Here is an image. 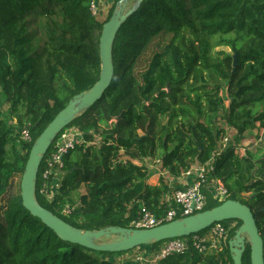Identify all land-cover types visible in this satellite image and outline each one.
Segmentation results:
<instances>
[{"label": "trees", "instance_id": "obj_1", "mask_svg": "<svg viewBox=\"0 0 264 264\" xmlns=\"http://www.w3.org/2000/svg\"><path fill=\"white\" fill-rule=\"evenodd\" d=\"M92 1L0 0V99L17 126L0 108V202L11 179L22 176L34 140L99 78V37L114 5L104 19L92 15ZM31 15L46 20L38 49ZM217 46L231 53L213 55ZM112 56L114 75L102 98L62 130L80 133L82 143L64 157L60 181L50 179L49 185L59 184L51 198L40 191L41 161L37 202L83 231L129 227L140 206L159 215L164 199L182 188L165 179L148 184L145 159L159 157L161 168L176 179L213 158V175L227 189L226 199L250 208L263 237L264 137L243 155L236 144L219 148L223 125L236 131L237 141L256 128L260 135L264 126V0H142L120 26ZM22 127L29 129L30 142L18 140ZM204 193V210L221 203ZM66 204L73 207L68 215L61 213ZM221 223L235 224L228 239L241 225ZM116 254L61 240L23 207L20 189L1 206L0 264H126L111 258ZM158 264L233 261L226 244L218 254L190 247ZM242 264H250L248 242Z\"/></svg>", "mask_w": 264, "mask_h": 264}, {"label": "water", "instance_id": "obj_2", "mask_svg": "<svg viewBox=\"0 0 264 264\" xmlns=\"http://www.w3.org/2000/svg\"><path fill=\"white\" fill-rule=\"evenodd\" d=\"M117 0L109 19L102 25L99 37L100 72L97 82L86 92L73 96L34 140L20 180L23 207L50 228L61 240L78 244L97 252L121 253L152 243L173 238L187 237L206 230L212 224L227 220H239L241 225L228 240L233 264H242L245 243H249L250 264H264V239L259 233L250 208L239 201L226 199L219 205L201 212L174 219L144 229L131 227H106L100 230H81L42 207L36 200L35 188L41 161L56 136L81 112L99 101L109 87L113 75V43L126 18L137 10L142 0ZM236 59L234 58V63ZM101 239L109 241L98 242Z\"/></svg>", "mask_w": 264, "mask_h": 264}, {"label": "built area", "instance_id": "obj_3", "mask_svg": "<svg viewBox=\"0 0 264 264\" xmlns=\"http://www.w3.org/2000/svg\"><path fill=\"white\" fill-rule=\"evenodd\" d=\"M90 11L92 15L98 16L101 14V9L98 2L93 0L90 3ZM260 128V135L263 133ZM22 142H30L31 136L29 129L24 127L19 133ZM263 137L250 145L253 148ZM82 143V135L72 131H61L53 140L49 151L46 152L42 161L44 168L42 170V187L41 193L47 192L46 196L51 198L54 191L59 187L58 183L53 186L49 185L50 179L56 178L60 181L61 175L64 173L63 161L64 157L75 148L76 145ZM228 144V137H224L221 141V150ZM126 161V157L122 158ZM213 158H210L204 164L192 165L182 175L190 177L191 181L184 187L174 190L164 199V211L156 215L150 212L144 206H140V210L135 219L130 222L131 228L144 229L151 228L174 219L193 215L205 209L207 204V195L204 192H209L211 198L215 201L223 202L226 200L228 192L220 179L213 175L214 165ZM153 163L157 165V173L161 178H165L168 172L161 168V160L154 158ZM154 165V166H155ZM152 167V165H151ZM73 209L70 205H65L61 213L64 215L70 214ZM233 224V223H232ZM231 224V225H232ZM224 226L221 222L212 224L202 234H194L187 237L173 238L157 243L155 248L150 244L137 247L132 256L136 255V260L141 264H158L162 259L171 255L183 254L190 247L196 249L199 253L218 254L222 252L226 244L228 245V232L232 226ZM264 239V235L262 237Z\"/></svg>", "mask_w": 264, "mask_h": 264}, {"label": "rangeland", "instance_id": "obj_4", "mask_svg": "<svg viewBox=\"0 0 264 264\" xmlns=\"http://www.w3.org/2000/svg\"><path fill=\"white\" fill-rule=\"evenodd\" d=\"M116 2H117V0H111L108 3H104L103 7H101V11H102L101 14L98 15V16H96V17H100V18H104L105 19L109 15V12H110L109 10L111 9V7L113 5L115 7ZM30 21H31L30 31L34 34L35 49L41 48L44 45V41H45V37H44V32H45V30H44V24L46 23V20L44 19V17H41L40 18V17H34V15H31L30 16ZM217 52L231 53L230 49L228 47H225V46H217V47H215L213 49V52L212 53H213V55H215ZM226 105H227V103H224L223 106L226 107ZM0 108L3 111V114H4L5 118L6 119H9L10 125L12 127L16 128L17 127L16 126V122H15L16 120L13 119L12 117L10 119V115H9V112H8V106L1 99H0ZM223 127L226 128V126H224V125H223ZM258 130L259 129L256 128V130H254L253 132H249V133L243 134V136L240 137V139L238 137L239 141H237V139H236L237 136H236V131L235 130H233L232 132H230V130L229 131H226L225 136L228 137V144L227 145H229V144H236V146L238 147V146H241V145H238L239 142L244 145V144H247V141L248 140H249V144H247V145H251L254 142V140H258V138L260 136L263 135V137H264V126L262 127V130H263L262 132L263 133L261 135H257ZM241 139H242V141H241ZM18 140L22 142V139L20 138V136H19ZM260 142H261V140L258 143H260ZM155 158H159V157H155ZM153 165H154V163H153ZM155 166H156V168H159L157 165H155ZM20 180H21V176L19 174H17L16 176H14L11 179L10 188L8 189V191L5 194L2 195L1 202H0V217H1V206L4 205L6 198H7V196L10 193L17 192L20 189ZM81 192H83V191L81 190ZM103 241H109V240L108 239H101L98 242H103ZM135 250H136V248L135 249H132L130 251H126V252H123V253H119L118 255L117 254L116 255H113L111 258L113 260H115L116 262H119V263L141 264V263H138L137 260H136V255L137 254H135L134 257L132 256V254H133V252Z\"/></svg>", "mask_w": 264, "mask_h": 264}, {"label": "crops", "instance_id": "obj_5", "mask_svg": "<svg viewBox=\"0 0 264 264\" xmlns=\"http://www.w3.org/2000/svg\"><path fill=\"white\" fill-rule=\"evenodd\" d=\"M98 2V6L100 7H103L104 3H108L110 2L111 0H96ZM232 132L233 129H228L226 127V131H229ZM242 141V139H241ZM247 144H249V140L247 141ZM247 144H241L240 142L238 143V145H241V146H236V153H238L239 155H243L245 153V150L246 148H248L250 145H247ZM221 150V146L219 148V151ZM133 163L135 164H140V162L138 161H133ZM146 167L148 168V171H149V175H148V178H147V183L148 184H151V185H156L158 184V181L160 179H165L167 180L171 185H174V184H177L178 186H181V187H184L186 184H188L190 181H191V178L190 177H184L183 175H181L179 178H171L169 175H167L165 178H161L159 176V174L157 173V168L156 166L153 165V159H145L144 161ZM196 164V163H195ZM194 164V165H195ZM152 165V167H151Z\"/></svg>", "mask_w": 264, "mask_h": 264}]
</instances>
